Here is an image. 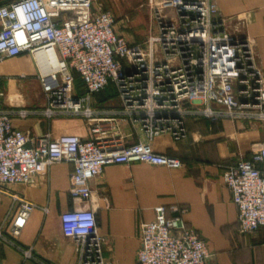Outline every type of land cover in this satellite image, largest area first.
Instances as JSON below:
<instances>
[{
    "label": "built area",
    "instance_id": "built-area-1",
    "mask_svg": "<svg viewBox=\"0 0 264 264\" xmlns=\"http://www.w3.org/2000/svg\"><path fill=\"white\" fill-rule=\"evenodd\" d=\"M93 1L11 0L0 5V59L29 54L45 97L40 109H0V192L9 197L0 240L15 237L34 208L10 187L52 163L71 164L68 195L79 202L90 200L88 181L105 165L142 161L182 166L175 157L153 152L146 142L120 144L98 123L89 127L87 139L46 133L28 146L30 139L11 124L13 116L89 120L94 113L89 96L112 83L125 104L118 112L140 122L148 136L169 131L182 137L185 117L258 124L264 133L263 73L249 41L232 37L215 17L212 0H158L154 28L143 45L116 34L110 12ZM75 76L83 95L75 91ZM221 180L236 207L238 233L264 228V145L224 169ZM153 212L152 220L138 226L135 264H210L203 239L182 219L185 207L157 205ZM59 226L74 242L75 264H113L101 255L102 239L90 208L61 213ZM20 250L23 260L32 256L30 247Z\"/></svg>",
    "mask_w": 264,
    "mask_h": 264
},
{
    "label": "crops",
    "instance_id": "crops-1",
    "mask_svg": "<svg viewBox=\"0 0 264 264\" xmlns=\"http://www.w3.org/2000/svg\"><path fill=\"white\" fill-rule=\"evenodd\" d=\"M0 1L1 5L11 0ZM212 1L217 9L215 17L226 31L236 39L249 41L254 62L264 76V0ZM93 2L101 3L111 12L106 0ZM113 28L129 43L144 42L150 31L142 28L130 33L120 29L115 21ZM20 75L24 78L18 79ZM79 85L78 90L74 85L75 91L83 95L80 89L85 92L84 87L81 82ZM0 86L3 91L0 109H40L45 105L34 61L27 53L0 59ZM88 104L94 111L89 120L78 116L55 115L46 119L32 115L13 116L10 121L30 139L28 146L46 133L51 137L69 133L87 139L89 127L98 123L101 131L120 144L146 142L153 152L175 157L182 166L168 168L142 161L105 165L88 181L90 200L79 202L68 195L71 164L52 163L45 172L10 187L34 208L15 237L0 240V264H75V245L62 235L59 215L77 208H90L94 212L104 259L113 264H135L139 224L153 219L155 206L172 203L186 208L182 219L203 239L208 263L264 264V228L245 235L238 233L236 207L221 180L224 169L264 145L260 125L185 117L182 137L174 138L169 131L148 136L140 122L121 119L116 114L119 102L108 93L91 94ZM8 206L9 197L0 192V223ZM21 247L31 248L29 259L23 260Z\"/></svg>",
    "mask_w": 264,
    "mask_h": 264
},
{
    "label": "rangeland",
    "instance_id": "rangeland-1",
    "mask_svg": "<svg viewBox=\"0 0 264 264\" xmlns=\"http://www.w3.org/2000/svg\"><path fill=\"white\" fill-rule=\"evenodd\" d=\"M108 9L114 21L117 23V26L124 30L129 31L130 33H137L140 29H146L147 33L149 30H153L154 28V20H153V7L158 3V0H106ZM144 40V39H143ZM141 42V41H140ZM139 42V43H140ZM145 42H141L143 45ZM18 79L24 78L23 75L17 76ZM7 78V77H4ZM2 78V80H4ZM80 85H75V88L78 90ZM82 94L85 92L80 89ZM0 99L3 97V91L0 86ZM99 93V92H96ZM102 93H108L109 97H114L118 100L119 106L118 111L120 109L125 108V104L122 102L118 90L115 85L111 83L109 84ZM95 93H92V95ZM116 111V114L119 117H125L128 120L127 116L122 115L120 112Z\"/></svg>",
    "mask_w": 264,
    "mask_h": 264
},
{
    "label": "trees",
    "instance_id": "trees-1",
    "mask_svg": "<svg viewBox=\"0 0 264 264\" xmlns=\"http://www.w3.org/2000/svg\"><path fill=\"white\" fill-rule=\"evenodd\" d=\"M79 83H80V80L75 76L74 77V85H79Z\"/></svg>",
    "mask_w": 264,
    "mask_h": 264
},
{
    "label": "bare ground",
    "instance_id": "bare-ground-1",
    "mask_svg": "<svg viewBox=\"0 0 264 264\" xmlns=\"http://www.w3.org/2000/svg\"><path fill=\"white\" fill-rule=\"evenodd\" d=\"M35 57H36V59H37L38 61L41 60V59H40V56H39L38 54H37ZM41 68H42V69H46V66H45V65H44V66H41Z\"/></svg>",
    "mask_w": 264,
    "mask_h": 264
},
{
    "label": "water",
    "instance_id": "water-1",
    "mask_svg": "<svg viewBox=\"0 0 264 264\" xmlns=\"http://www.w3.org/2000/svg\"><path fill=\"white\" fill-rule=\"evenodd\" d=\"M0 3H2V1H0Z\"/></svg>",
    "mask_w": 264,
    "mask_h": 264
}]
</instances>
